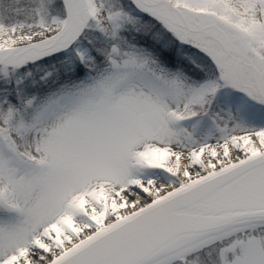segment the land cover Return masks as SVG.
Here are the masks:
<instances>
[{
	"label": "snow or ice",
	"instance_id": "6c2138e0",
	"mask_svg": "<svg viewBox=\"0 0 264 264\" xmlns=\"http://www.w3.org/2000/svg\"><path fill=\"white\" fill-rule=\"evenodd\" d=\"M0 264H264V0H0Z\"/></svg>",
	"mask_w": 264,
	"mask_h": 264
}]
</instances>
